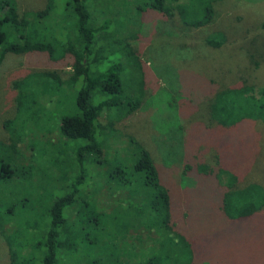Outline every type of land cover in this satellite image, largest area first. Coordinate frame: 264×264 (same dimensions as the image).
Listing matches in <instances>:
<instances>
[{"label":"rangeland","instance_id":"rangeland-1","mask_svg":"<svg viewBox=\"0 0 264 264\" xmlns=\"http://www.w3.org/2000/svg\"><path fill=\"white\" fill-rule=\"evenodd\" d=\"M16 1L19 12L32 13L43 8L48 0ZM67 1L50 0L52 7L48 14L29 28L33 40L58 39L60 51L56 48L54 55L48 51L45 55L8 53L0 64V160L14 165L13 177L0 182V207L11 208L8 213L11 216L5 219L2 215L6 230H25L16 237L22 244L19 248L21 258L36 254L34 243L43 228L40 224L47 207L57 196L73 190L72 184L79 172L74 164L69 168L75 153L74 144L67 142L59 126L62 115L74 111L75 92L82 84L58 85L57 81L42 74L55 70L65 79L72 73L71 66L60 64L63 61L61 48L74 37L70 33L74 31V22L69 19ZM151 1H89L94 23L100 28L94 35L99 42L95 49L103 45L107 53L114 51L119 56L121 47L114 38L122 41L126 39V32H134V40L127 39L137 49L145 69L146 92L140 109L127 118L119 107L110 110V119L117 130L108 132L105 153L109 160L104 168L108 171L118 158L122 161L127 158L125 164L130 160L129 152L134 150L125 137L130 135L157 158L163 157L164 148L172 151V155L177 154V158H182L185 150L209 157L213 151L211 145L217 150L224 149L223 160L234 172L246 171L247 182H259L264 187V122L255 120L252 123L253 136L257 137L252 144L238 134H226L221 138L216 133L222 130L209 119L208 108L212 90L244 82L264 85V0H219L214 5V19L202 27L184 25L176 15L169 17L166 12L161 14L146 8ZM213 32H221L225 37L218 47L205 43V38ZM100 52L98 56L103 58L104 50ZM108 60L104 65L126 62L124 56H109ZM125 72H122L124 76ZM20 91H25L26 96ZM170 104H173L172 109ZM109 117V110H104L99 118L102 127ZM174 118L188 129L179 139L173 130ZM193 122L210 123L217 131L205 128L206 134H202L194 129ZM170 134L175 136L168 139L166 136ZM239 141L240 147L237 146ZM98 166L90 167L72 206L65 210L67 222L63 235L73 237L65 243L59 262L145 264L151 253H148L149 247H157L167 239L157 230V224L153 227L146 224L150 219L146 212V188L134 183L121 193L116 181L107 179L110 172L106 174L103 170L99 174L102 167ZM180 180L175 176L176 197L171 206L174 228L181 231L193 228L192 235L195 231L216 234L222 242L218 250L221 256H227L225 264H264V205L252 218L231 222L227 216L216 213L218 195L214 181L185 182L180 189ZM186 189H190L191 195L190 215L188 204L179 194ZM125 194L130 195V199L123 200L121 196ZM95 214L99 218L97 226L86 222ZM210 239L204 241L208 243ZM9 247L5 240H0V264H11ZM155 251L159 254V249ZM179 253L180 258L177 257ZM162 258L160 264H173L179 259L189 262L185 252L173 248L169 254L167 249L162 250ZM205 262L216 264L209 259Z\"/></svg>","mask_w":264,"mask_h":264},{"label":"trees","instance_id":"trees-1","mask_svg":"<svg viewBox=\"0 0 264 264\" xmlns=\"http://www.w3.org/2000/svg\"><path fill=\"white\" fill-rule=\"evenodd\" d=\"M89 1L68 0L65 4L70 11L69 19H73L74 22V31L70 32L72 35L74 34V37H71V40L68 39L65 47L61 48L63 61H60V64L71 66V75L63 79L55 70H46L42 73L45 77L57 81L58 85L64 83L82 84L75 92L74 111L62 115L59 126L61 134L67 142L74 144L75 153L69 162V168H72L74 164V167L79 168V172L73 181V190L57 196L47 207L46 214L41 219L43 223L40 224L43 228L40 229L39 225L37 226L40 230L37 234V241L34 243L36 254L32 257L21 258L19 248L22 244L17 241L16 237L25 230L23 228L12 229V231L6 230L2 223V215L6 219L7 215H10L8 213H10L11 208L4 210L0 207V240H5L10 246V263L60 264L59 257H61V253L63 254L66 247L65 243L73 237L70 235L69 238H66L63 235L65 233L64 224L67 222L65 210L68 206H72L77 192L85 183L84 178L87 176L90 167L99 165L98 167H102L99 174L103 170L106 171V174L109 171L110 174H108L107 179L116 181L121 193L125 191V187L133 186L134 183H139L146 188V193H144L148 196L146 212L150 217L146 224L149 226L157 224V230L162 232L167 239L164 243L159 242L161 246L149 247L148 253L150 251L154 253L148 254L150 257L145 264H160L163 259L162 250L167 249L169 254V250L172 248L185 252L186 259L189 261L185 263L184 260L179 259V261L175 260L173 264H206L205 260L207 259L213 263L216 261V264H225L227 256H221V251L218 248L221 247L222 242L216 234L195 231L196 233L192 235L190 231L193 228L185 231L179 230L178 227L174 228L175 223L171 220V206L172 200L176 197L173 190L175 176L178 177V181L179 178L181 179L180 189L185 182L199 184L209 179L214 181L215 193L218 195L215 204L216 213L227 216L231 222L250 219L262 210L264 187L259 182H247L246 171L234 172L232 167L223 160L224 149L217 150L211 145L210 150L213 149V151L209 157L185 150L184 156L177 158V154L172 155V151L164 148L163 157L157 158L149 148L130 135L125 137H127V144L132 146L134 151L129 152L130 160L126 163L127 165L124 162L127 158L124 159L117 155L116 157H120L124 161L118 158L115 165L111 166L108 171L104 168L105 165H108L107 161L109 160L105 153L108 132H116L117 130L116 124L110 119L111 111H113L111 109L121 108L124 118L132 116L140 109L146 92L145 69L137 49L127 39L134 40L136 36L134 32L125 33L128 41L114 38V42L118 43L117 46L121 47L119 56L126 58L125 64L121 61L104 65L105 62H109V56H119L114 51L107 53L102 44L95 49L99 42L94 38V35L100 28L94 23ZM217 1L219 0H153L148 2L146 8L156 10L161 14L167 13L166 15L169 17L176 15L184 25L202 27L214 19V5ZM51 7L50 0H48L46 5L36 12H19L16 0H0V64L8 53L16 55L34 52L45 55L48 51L54 55L56 48L60 51V45L56 43L58 39H52L49 42L33 40L32 32L29 31V28L31 26L33 28L36 24L37 19H42L48 14ZM136 33L138 34V30ZM102 38L105 40V36ZM102 38L101 42H103ZM224 40L223 33L213 32L205 38V43L212 47H218ZM122 42H125V45ZM102 50H104L103 58L98 56ZM95 51H97L96 54ZM58 61L59 59L56 58V62ZM123 70L126 71V76L122 74ZM24 92L20 91L22 96H26ZM210 95L211 99L208 102L209 119L214 121L215 126L222 130L216 135L222 138L226 134L232 136L238 134L249 144H252L254 140L257 141V137L253 136L252 123L255 120L264 122V85L255 86L245 82L234 83L226 88L212 90ZM18 99H20V94ZM173 104H170L171 109ZM104 110H109L110 117L106 125L102 127L99 118ZM193 123L194 129H199L202 134H206L205 128L210 129L211 132L217 131L211 127L210 123L204 125ZM173 127V130L178 133V139L188 132V129L184 128L175 118ZM171 136L174 137L175 134L166 137L170 139ZM221 138L218 140L221 141ZM175 140H177L176 137ZM237 146H241L240 141ZM13 166L8 161L0 160V182L3 179L13 177ZM243 181L246 183L241 185ZM134 190L136 193L137 190ZM181 191L179 194L182 201L188 204L186 207L189 209L190 215L192 214V207L189 204L190 189ZM128 196L130 195L125 194L121 197L123 200L130 199ZM98 221L99 218L95 214V216L88 217L86 222L97 226ZM28 225L32 226V224ZM208 237L211 239L206 243L204 239ZM158 249L159 254L155 251ZM177 257L180 258V253ZM92 264H97V262L94 261Z\"/></svg>","mask_w":264,"mask_h":264}]
</instances>
